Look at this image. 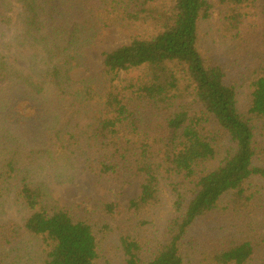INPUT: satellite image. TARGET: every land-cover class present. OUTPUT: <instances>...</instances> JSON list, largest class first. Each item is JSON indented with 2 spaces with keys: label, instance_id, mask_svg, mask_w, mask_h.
<instances>
[{
  "label": "trees",
  "instance_id": "16d2710c",
  "mask_svg": "<svg viewBox=\"0 0 264 264\" xmlns=\"http://www.w3.org/2000/svg\"><path fill=\"white\" fill-rule=\"evenodd\" d=\"M15 6L41 65L33 79L0 55V264H264V0L217 1L224 61L203 38L209 0H0V25ZM117 27L142 36L73 82ZM79 164L142 178L125 207L88 203L117 228L53 198L47 174ZM11 208L21 223L1 219Z\"/></svg>",
  "mask_w": 264,
  "mask_h": 264
},
{
  "label": "rangeland",
  "instance_id": "374dc122",
  "mask_svg": "<svg viewBox=\"0 0 264 264\" xmlns=\"http://www.w3.org/2000/svg\"><path fill=\"white\" fill-rule=\"evenodd\" d=\"M217 1L209 0L212 5V17L208 24L204 25L205 36L204 41L207 47L212 50L213 54L219 60H225L223 54V47L216 30L218 24L217 18ZM18 6H15L10 13L11 24L8 26L0 25V55L4 56L6 61L20 71L23 75L32 76L35 79V74L32 72L33 60H37V66H40L39 53L37 49L20 46L17 39L20 38L22 27L20 23L16 22L18 13ZM135 36H142V33L133 32L127 28L117 27L108 31L102 32L90 45L83 49L82 54L86 59L87 68L78 67L71 70L69 76L75 83H80L87 77L94 75L100 76L103 71V54L110 52L122 45L130 42ZM241 70V69H237ZM239 77L238 71L230 74V76ZM227 78L230 79L231 77ZM245 91L238 98V108L243 110L246 102ZM72 179L69 182L59 183L55 182L54 176L47 174V184L52 191L53 198L58 202L60 207L68 208L72 205H79L78 214L81 217L89 213H93L95 218L107 219L114 228L117 224L106 218L104 215L93 210L90 201L101 200L106 202H115L125 207L128 202L135 199L140 194V187L142 178L138 175L119 178H104L102 180L96 178L92 173L82 168L79 164L76 169L71 172ZM164 194V208L163 215L173 212V196L163 188ZM5 215L1 217L3 220H13L21 223L23 214H19L15 208L4 211ZM2 216V215H1ZM118 231H115L114 238L118 240ZM22 240L26 241V237L22 236Z\"/></svg>",
  "mask_w": 264,
  "mask_h": 264
}]
</instances>
